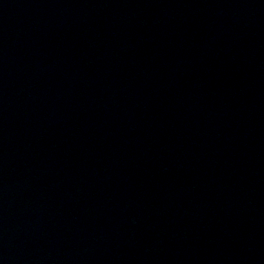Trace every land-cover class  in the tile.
Segmentation results:
<instances>
[{"label":"water","instance_id":"95a60500","mask_svg":"<svg viewBox=\"0 0 264 264\" xmlns=\"http://www.w3.org/2000/svg\"><path fill=\"white\" fill-rule=\"evenodd\" d=\"M264 174V0H0V264H239Z\"/></svg>","mask_w":264,"mask_h":264}]
</instances>
